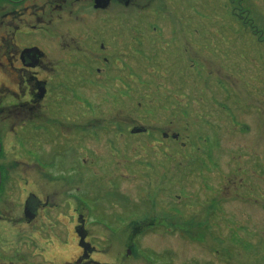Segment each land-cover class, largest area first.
<instances>
[{
  "label": "rangeland",
  "instance_id": "1",
  "mask_svg": "<svg viewBox=\"0 0 264 264\" xmlns=\"http://www.w3.org/2000/svg\"><path fill=\"white\" fill-rule=\"evenodd\" d=\"M134 3L109 12V25L119 32L111 33L121 38L113 56L122 57L125 71L111 59L107 90L88 89L83 82L101 81L97 65L91 66L95 76H88L84 65L86 75L76 78L82 96L99 101L87 105L75 97L79 89L63 83L50 116L55 124L10 129L13 140L2 150L8 157L0 161L10 167L7 176L2 173L0 209L12 219L24 196L14 206L2 202L22 191L56 203L57 220L43 212L40 236L31 229L38 225L18 231L29 235L31 254L48 248L51 264L76 259L75 218L88 213L97 262L264 264V76L253 77L246 68L250 59L239 58L246 44L236 49L249 42L239 11L252 8L249 26L262 28L264 0H188L182 12L180 0ZM233 11L241 19L231 16ZM154 25L165 31L164 42L149 34ZM188 25L221 33H210L213 41L232 28L235 34L228 37L237 41L225 45L232 60L222 62L215 49L199 45L187 34ZM143 37L140 48L136 41ZM139 48L143 60L135 55ZM227 63L234 67L225 69ZM217 74H224V86L235 92L231 101L222 96ZM123 83L127 97L120 99ZM98 91L102 95L96 96ZM218 103L237 108V128L220 114ZM18 227L9 226L8 232ZM18 237L9 241L11 247H17Z\"/></svg>",
  "mask_w": 264,
  "mask_h": 264
},
{
  "label": "flooded vegetation",
  "instance_id": "2",
  "mask_svg": "<svg viewBox=\"0 0 264 264\" xmlns=\"http://www.w3.org/2000/svg\"><path fill=\"white\" fill-rule=\"evenodd\" d=\"M134 1L104 0L96 4V0H0V161L8 157L7 154L3 155L2 150L3 146L8 148L13 140L10 129H26L32 124L34 126L41 125V123H44V126L55 124L50 116H52V110L57 107V94L63 83L70 82L74 89H79L81 92L76 91L75 97L82 98L87 105L92 104L93 99L96 102L99 101L98 98L94 97L85 99L80 89L84 88L76 84L78 82L77 77L80 79L86 75L82 73V66L88 67L86 73L90 77L95 76L91 66L97 65L100 67H96L95 71L96 76H101V81L94 82L87 79L83 81L85 85H88V87L86 85L88 89L92 88L93 90L94 88L107 90L108 74L106 69L110 65L111 59L125 71L126 62L122 57L115 58L113 56L117 54L115 43L121 38L112 35V33L119 32H115L116 27L109 25V12L112 6H120L126 9L134 6ZM185 2H188V0H182V2L180 0V12L183 11ZM250 9L246 12L239 11L240 14H245L242 19H245L247 25H244L243 29L249 42H242L243 44L237 46L236 49L239 52L241 47L246 44L244 52L239 53V58H249L250 61L247 62L246 68L253 77L261 78L264 76V26L262 28L254 25L249 26L251 20L247 16L251 15L252 10ZM170 14H172V9ZM231 16L240 17L239 19H241L236 11L231 12ZM170 24L172 25L174 22ZM188 27L191 28V31H187V34L198 40L199 45L205 48L210 46L215 49V54H219L221 61L232 60L233 52L231 48L225 46L227 42L236 40L234 37H228V35L235 34L232 28L225 32L224 38L218 37L217 41H213L215 38L210 37V33H221L215 32L211 28L207 32L205 28H193L189 25ZM151 29L152 31L149 34L158 38L161 43L164 42L165 31L160 30L156 25L152 26ZM139 34L142 35L143 31H140ZM173 34L175 33H171V35ZM249 37H252V40ZM145 39L147 38L138 39L136 41L137 46L141 48ZM257 46L261 47V50L258 51ZM140 48L135 49V55L139 60H143L145 56ZM253 49L257 50L256 54L252 52ZM220 50L222 51L220 52ZM255 63H259L261 67L254 69L252 64ZM225 66V69L234 67V63H227ZM199 68L200 72L204 70L203 65H200ZM228 75H231V73H228ZM58 76H63V80H58ZM225 76L224 74H217V85L221 86L222 96L231 101L236 97V94L230 92L224 86ZM124 86L123 83L117 94L120 99L127 97L126 92L123 90ZM106 93L110 94L105 91V97H107ZM261 93L264 92L261 91ZM99 94L102 95L98 91L96 96H99ZM101 99L100 101H102ZM217 107L220 114L226 117L228 123L237 128V108L234 106L226 107V104L221 105L219 103ZM88 108L92 109L93 106H88ZM243 126L245 125L243 124ZM258 129L263 128L258 127ZM137 131L144 130L136 129L133 132L137 133ZM4 167L8 168L6 164L0 162V183L1 178L3 180L2 173L7 176L6 173L10 171V167L9 169ZM40 172L44 173L42 170ZM3 189H1L0 195L4 193ZM10 189L12 190L11 193L14 194V189L12 187ZM76 195L78 196V194ZM22 196H24L23 201L19 203L20 207L12 219L7 218L3 212V210L6 211L5 207L0 209L1 229L6 226L10 230L9 226L12 225L20 227H18L16 233L12 232L10 234L7 228V230L3 229V233H0V264H51L54 258L48 252L49 249L42 248L39 251L35 248L31 254L27 243L29 235L24 236L19 234L18 231L25 232L29 230L30 226L38 225L39 227L35 226L31 229L33 235L38 234L40 236L41 226H45L43 212H48L47 215H50L51 219L57 220L59 215V212L56 213L57 205L52 203L47 196L33 191L29 193L18 192V197H14L15 200L2 203L5 206L6 204L14 206V201ZM82 204L84 205V202ZM83 210L87 214L85 208ZM50 212L54 213L50 214ZM134 216L136 217V215ZM75 221L73 233L78 254L72 263L67 264H87L91 262L109 264L103 261L97 262L93 258L94 254H99V251L92 242V233L88 228L92 221L90 213L86 217L83 214H77ZM16 237H18V245L13 248L10 246L9 241L15 240ZM119 262L112 264H121Z\"/></svg>",
  "mask_w": 264,
  "mask_h": 264
},
{
  "label": "water",
  "instance_id": "3",
  "mask_svg": "<svg viewBox=\"0 0 264 264\" xmlns=\"http://www.w3.org/2000/svg\"><path fill=\"white\" fill-rule=\"evenodd\" d=\"M101 1H104V0H96V4H97L98 2H101ZM105 3H107V2L105 1ZM96 8H97V6H96ZM87 264H98V263H93V262H91V263H87Z\"/></svg>",
  "mask_w": 264,
  "mask_h": 264
}]
</instances>
